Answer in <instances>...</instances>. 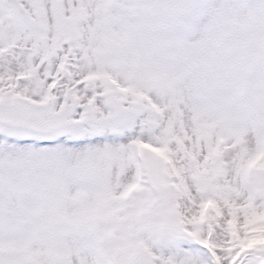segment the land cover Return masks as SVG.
<instances>
[{
  "label": "snow or ice",
  "instance_id": "1",
  "mask_svg": "<svg viewBox=\"0 0 264 264\" xmlns=\"http://www.w3.org/2000/svg\"><path fill=\"white\" fill-rule=\"evenodd\" d=\"M217 0H0V264H45L43 224L75 231L59 264L101 259L122 227L124 264H264V139L230 147L205 127L224 116L211 78L208 19ZM110 18L154 34L172 81L164 106L101 70L91 38ZM103 184L88 209L66 212ZM139 247L142 255L134 250Z\"/></svg>",
  "mask_w": 264,
  "mask_h": 264
},
{
  "label": "rangeland",
  "instance_id": "2",
  "mask_svg": "<svg viewBox=\"0 0 264 264\" xmlns=\"http://www.w3.org/2000/svg\"><path fill=\"white\" fill-rule=\"evenodd\" d=\"M223 5L208 19L207 40L211 46V78L216 85L217 99L224 105V116L205 127L201 112L193 111L197 130L210 139L223 137L232 141L230 147L246 144L254 146L264 139V47L256 40L253 29L241 17L244 10H260V0H217ZM154 36L148 29L135 25L126 27L120 18H110L91 38L93 56L101 70L110 72L123 83L140 84L145 95L151 93L164 106L172 81L164 67V59L148 50L147 42ZM103 184L81 189L66 205L67 214L93 207L105 195ZM75 231L63 220L42 225L31 238L32 253L45 264H59L68 248L65 237ZM131 249L127 246L122 227L102 230L98 253L101 259L124 264ZM142 255L139 247L134 249Z\"/></svg>",
  "mask_w": 264,
  "mask_h": 264
},
{
  "label": "clouds",
  "instance_id": "3",
  "mask_svg": "<svg viewBox=\"0 0 264 264\" xmlns=\"http://www.w3.org/2000/svg\"><path fill=\"white\" fill-rule=\"evenodd\" d=\"M260 10H244L241 17L244 24L253 29L257 42L264 47V0H260Z\"/></svg>",
  "mask_w": 264,
  "mask_h": 264
}]
</instances>
